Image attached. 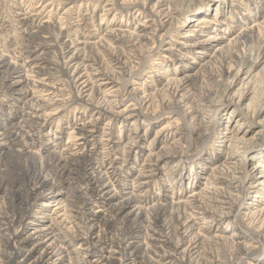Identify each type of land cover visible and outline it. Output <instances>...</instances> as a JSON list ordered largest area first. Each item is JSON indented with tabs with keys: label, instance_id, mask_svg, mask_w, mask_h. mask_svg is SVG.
Instances as JSON below:
<instances>
[{
	"label": "bare ground",
	"instance_id": "1",
	"mask_svg": "<svg viewBox=\"0 0 264 264\" xmlns=\"http://www.w3.org/2000/svg\"><path fill=\"white\" fill-rule=\"evenodd\" d=\"M61 1L69 7L60 10L55 1L27 7L20 1L12 5L9 21L0 10V36L8 28L20 34L0 46V170L24 157L34 172L23 194L18 191L12 198L19 224L12 234L4 233L12 226L0 217V264L264 260V243L246 224L263 230L264 207L244 206L247 184L264 176V160L252 171L247 167L252 151L264 146V120L259 119L264 105V0H248V7L251 1L262 4L252 10L231 1L229 17L238 10L244 13L234 20L226 16L225 22L199 17L176 43L171 36L184 25L180 17L187 21L196 16L194 5L179 11L176 0H109L121 1L117 11L132 17V30L107 23L112 9H104L100 22L88 15L91 0ZM205 1L208 8L212 0ZM223 5L221 1L217 11L224 12ZM77 8V17L70 19ZM63 10L64 18L56 21ZM54 38L59 67L50 60ZM158 56L163 62L156 61ZM172 65L185 71L168 74ZM60 68L75 94L66 101L54 99L63 92L54 75ZM240 82L243 92L238 90L235 99L230 91ZM74 98L83 107L69 110L68 121L57 125L52 140V117L66 114ZM228 105L240 113L237 126H258L260 137L247 139L235 129L224 138L230 142L227 158L209 160L204 146L197 163L192 162L199 142L209 144L218 135V113ZM51 107L56 112L46 115ZM166 119L153 136L151 128ZM38 146L47 154L37 152ZM207 162H215L211 171H192ZM70 182L75 185L71 193L64 191ZM158 183L161 190L155 192ZM250 189L264 191V179ZM117 225L121 239L114 237Z\"/></svg>",
	"mask_w": 264,
	"mask_h": 264
},
{
	"label": "rangeland",
	"instance_id": "2",
	"mask_svg": "<svg viewBox=\"0 0 264 264\" xmlns=\"http://www.w3.org/2000/svg\"><path fill=\"white\" fill-rule=\"evenodd\" d=\"M20 1L25 2L27 7L30 6V5H31V7H36V6L42 5V4L45 5L48 2H52V1H55L56 6L60 10H62L63 8L66 9V8L69 7V5L63 4L64 2L61 1V0H2L1 6H0V10H2V12L4 13V17L6 18V20L9 21L12 18V5H14L15 3L19 4ZM178 1H179V3H178ZM221 1L224 2V5H223L224 12H221V10L217 11V9H218L217 7H218V5L221 4ZM231 1L236 2V4L240 5L241 9H244V10L245 9H247V10L251 9L252 10V9L256 8L255 6H258V7L262 6L261 3L255 4V3H253L251 1L252 5L250 3V5L248 7V0H212V2L210 3V6L207 8V4H209V3H207V1H205V0H183V1L182 0H176L175 3H174V7L176 8V6L179 4V6H177L178 7L177 9L179 11L185 10L186 7H188L189 5L190 6L194 5V7L198 8V10L196 12V16L188 17L187 21H186V19L183 20L184 17H180V19H181L180 21L184 25H183V27L179 28L180 30L178 31V33L174 32L172 34V36H171L172 41H173L172 43H176V42L180 41L181 39H183L182 38L183 35H186L187 33H189L190 30L194 29L193 26L196 25L195 21H197V19L199 17L207 16V18H211L213 21L214 20H216V21L220 20L222 22H225V18L224 17H226V16H228V19L229 18L233 19L235 17H239V13H244V11L238 10V14L236 13L232 17H229L230 16L229 15L230 6H227V3L229 4V2H231ZM119 3H121V1L91 0L90 6H89L88 15H90L92 17H96L98 19L97 21L100 22V19L104 15V12H103L104 9L105 10L112 9L111 14H109L106 17L107 23H113V25L117 26V27L128 26L132 30H134L135 26H134V24L132 25V23H131L132 17H127L128 13L117 11V6L120 5ZM68 4H70V3H68ZM78 5H80V3H78ZM180 7L183 8V9H181ZM78 9L79 8H77L76 11H74L71 14V17H69L70 19L71 18L75 19L77 17L78 12H79ZM63 12H64V10L60 11L58 13V16L56 17V21H58L60 18H62V19L64 18L63 15H62ZM94 13H95V16H93ZM200 35H202V33ZM16 38L20 39V34L18 32H16V30H14L13 28H8V30L5 33L1 34V36H0V46L2 45V42L8 41V40H11V39H16ZM51 43H52V46H51V48L49 50L50 51V58H51L50 60L54 63L55 67H57V66L59 67V63H60V65H62V63H61V60H59L60 59V52H59V48L57 46V43L55 42V38H54L53 42H51ZM0 49L2 50L1 47H0ZM155 59H157L156 61H158V63L159 62L160 63L163 62L162 58H160L159 56L156 57ZM192 61L193 60H190V62H192ZM214 67H216V64L214 65ZM60 69H58L57 73H55V71H53V73H55L54 75L59 80H61V83L63 84V87H61L63 92H62V94H60L61 95L60 97H56L54 99H59L60 101H66V99L69 98V100H70V96H73V95L75 96V94L71 93L72 92L71 86L66 82L67 80H66L65 76L63 75L64 73H63L62 68H60ZM151 69L152 68H149L148 71H151ZM183 69H184V67H179L177 69L176 65H172L170 67V70H169L168 74H170L171 72H175L176 70L179 71V72H184L185 70H183ZM214 69H216V68H214ZM148 80H149V83H146L145 85L149 86L150 83H151L150 82L151 80L149 78H148ZM140 85L141 86L143 85V80L140 81ZM140 85H138V86H140ZM57 86H59V85H57ZM68 86H69L71 91L69 90ZM242 89H243V86H242V83L240 82L237 86H235L234 89H232L230 91L231 92L230 96H233V97H235V99H237L238 94H236V92H238V90L243 92ZM252 97L253 96H250V98H248L247 100H245V101H243L241 103L242 104V108H244V109L247 108V105L249 104L250 99ZM28 98H32V95H30ZM44 99L52 100V98H50L48 96H44ZM71 102L74 103V104H72ZM69 104L70 105L67 106L68 107V109H67L68 112H66V114H63V115L62 114H58L57 116H53L52 117V119H53V129H54L52 135L50 136V138H52V140L55 137V130L57 129V125L60 124L61 127H63V126H65L64 124L68 121L69 113H71V112H69V110L70 111H74L76 109V107H77V109H81L83 107L82 106L83 105L82 102H80L78 99L77 100L75 99V101H70ZM71 104H72V107H70ZM129 104H131V103H128L127 105L129 106ZM55 108L56 107H53V108L51 107L50 109H48L45 112V114L46 115L48 114L49 116H51L52 114H54L56 112ZM62 109H63V107H62ZM58 110H60V109H58ZM208 119L209 118H206L205 121H207ZM240 119H241L240 113L237 112L236 109H234V106H232V105L222 106L220 108V110H219L218 118H217V120L220 123V128H219L220 131H219L218 135L215 136L214 139L211 140L209 144H208V142L205 143L204 140L199 142V145L196 148L197 150L193 151L192 154H191V156L193 155V157L194 156L196 157V158L194 157L195 160H194L193 157L191 158L192 162L197 163L196 160L198 159V155L200 153L199 150L202 147H204V146L207 147V153L209 154V157H210L209 160H213L216 157H221V158L225 157V158H227L228 154L231 153L230 152L231 150L228 147V146H230V142L227 141L224 138L225 137H231L232 133H230V131H235V129L236 130L238 129V130L244 132L247 135V137H246L247 139H252V138H256L257 139L258 137H260L258 132H259V130L261 128H259L258 126H247V125H243L242 128H239L237 125H239V123H241V122H239ZM259 119L264 120V105H263V109H262V111L260 113ZM169 120L170 119H166V120L162 121L160 124H158L156 126H153L151 128V130L153 132V136L157 133L158 129H160L162 127V125H164ZM180 126L182 127V122L180 123ZM128 128H130V125H128ZM67 140H68V137L66 136L65 142ZM41 141L42 142L43 141H47L46 137L41 138ZM147 143L148 142H146L145 146H148L149 143L148 144ZM36 150H38L37 152H39L40 154L41 153L43 155L47 154V150L41 149L40 146H38V148ZM234 154H235L234 155V157H235L237 155V153L235 152ZM262 160H264V146H262L261 149L259 148V150L257 148L256 150L252 151V153L250 154L249 164L247 165L248 169L250 171H252L253 170L252 168L258 166V164H260V162H262ZM192 162L187 163V165H190ZM214 163L215 162H212V163L208 164V162H207L206 164H203V165H200V166L199 165L195 166V167H193L192 171H195L196 169L201 168V167H205L206 171H211L210 169H211V167H212V165ZM6 170H7L8 174L5 175ZM190 171H191V166H188V168L185 169V173L189 174L188 172H190ZM33 174H34V172H33V168H32V165H31V161L28 160L27 158H24V157L23 158H19V159H12V162L10 163V165L7 168L6 167H2L1 170H0V182L3 180L4 181V182L2 181L4 183L3 186L5 187V191L2 193V196L0 198V217H1L2 221H3V224L5 223V225L12 226L8 230H6V232H4L6 234H12L13 233V229L15 230L19 226L17 221H15L14 218H13L14 214H15L14 211L16 209L14 208L15 205L12 204V202H11L12 198H13V196H15V194L18 193V191H19V193L23 194V192L27 189V181L29 180V178L32 177ZM263 179H264V176L260 175L257 178H253V180L250 181V183L247 184L246 187H248L250 193L248 194V196L244 200V206L245 207H248V208H252V206L255 207V208L256 207L257 208H263L264 207V197H262V198L259 197L260 193L264 192L263 189L259 191L260 192L259 194H255L254 193V189H250V187H256L258 185V183L261 182ZM159 185H160V183H158V186H155L154 189H152V190L155 191V192H159L161 190V186H159ZM74 186H72L71 182L69 184L66 183L65 187H64V191L71 193L72 188H74ZM186 187H188L187 184H186ZM201 187L202 188L205 187V183L201 184L199 189ZM68 190H70V191H68ZM189 190L190 189H188L187 191H184V193H185L184 196L188 195ZM13 205H14V207H13ZM244 216L245 215L242 214V218L245 221H247L248 219L245 218ZM11 218H12V221H11ZM13 220H14V222H13ZM226 223H227L226 221H223L220 226L222 228H225V227H227ZM246 224L248 225V229L250 227L254 231H257L256 234L260 236V240H262V242L264 243V229L263 230L258 229V227H256L254 224L252 225V223H250L249 221H247ZM232 225L236 226L235 223H232ZM229 228H230V226H229ZM71 231H72V229H71ZM240 231H243V230L240 229ZM114 232H115L114 233V237L115 238L118 237V238L121 239L123 237V236L121 237V235L123 234V231H122V229H121V227L119 225L116 226V228L114 229ZM228 262H229V260H228ZM69 263H70V261L67 260L66 264H69ZM263 263H264V260H261V259L258 260V259L245 258V263L244 264H263Z\"/></svg>",
	"mask_w": 264,
	"mask_h": 264
}]
</instances>
